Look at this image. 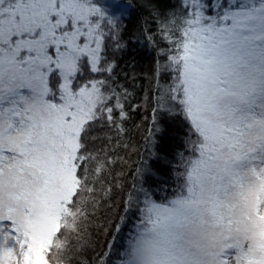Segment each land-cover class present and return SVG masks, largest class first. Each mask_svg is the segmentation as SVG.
Returning <instances> with one entry per match:
<instances>
[{
	"label": "snow or ice",
	"instance_id": "1",
	"mask_svg": "<svg viewBox=\"0 0 264 264\" xmlns=\"http://www.w3.org/2000/svg\"><path fill=\"white\" fill-rule=\"evenodd\" d=\"M160 3L155 71L168 82L153 113L179 118L182 148L163 151L156 119L145 139L171 195L153 199L143 179L159 173L141 163L91 264H264V0ZM134 12L124 0H0V264H68L90 246L81 225L106 165L89 144L97 127L123 131L107 50L126 49Z\"/></svg>",
	"mask_w": 264,
	"mask_h": 264
},
{
	"label": "trees",
	"instance_id": "2",
	"mask_svg": "<svg viewBox=\"0 0 264 264\" xmlns=\"http://www.w3.org/2000/svg\"><path fill=\"white\" fill-rule=\"evenodd\" d=\"M124 2L130 3L135 12L125 20L126 29L122 35L126 49L116 50L109 42L107 59L114 64V68L107 78L110 87L121 97L127 119L120 121L118 114L115 117L123 128L122 132L115 126L107 125L93 131V136L98 138L89 144V148L99 153L106 167L93 184L95 191L91 195L95 198L96 206L93 208L91 202L85 206L89 217L81 225L83 236L90 246L83 250L82 255L69 253L68 264H77V261L91 264L97 253L108 251L106 244L111 241V224L123 214L124 201L130 194H135L133 186H140V178L135 173L141 163L147 162L159 173L158 177L145 176L143 179V187L150 191L153 199L159 201L171 195V173L162 172L160 163L152 159L146 148L145 138L154 119L164 129L159 136L163 151L168 153L172 149L182 148L179 136L183 129L179 127V118L170 121L165 115L153 113L157 83L168 82L167 77L158 78L155 71L157 61L163 63L161 53L167 50V40L161 36L158 21L151 14L157 0ZM174 2L161 0L159 6L166 8ZM109 157L111 163L108 162ZM91 168L94 169L95 164ZM140 198L143 199V196L140 195ZM127 215L129 223L125 235L134 230L133 225L139 214L133 207ZM69 239L72 244L77 243L71 236Z\"/></svg>",
	"mask_w": 264,
	"mask_h": 264
},
{
	"label": "rangeland",
	"instance_id": "3",
	"mask_svg": "<svg viewBox=\"0 0 264 264\" xmlns=\"http://www.w3.org/2000/svg\"><path fill=\"white\" fill-rule=\"evenodd\" d=\"M105 2H107V0H105Z\"/></svg>",
	"mask_w": 264,
	"mask_h": 264
}]
</instances>
